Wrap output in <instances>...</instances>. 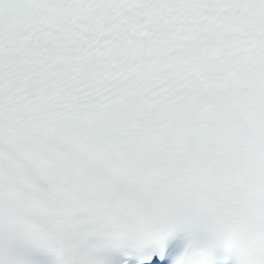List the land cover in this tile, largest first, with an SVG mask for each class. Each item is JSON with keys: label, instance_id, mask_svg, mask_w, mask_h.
Returning <instances> with one entry per match:
<instances>
[{"label": "snow or ice", "instance_id": "snow-or-ice-1", "mask_svg": "<svg viewBox=\"0 0 264 264\" xmlns=\"http://www.w3.org/2000/svg\"><path fill=\"white\" fill-rule=\"evenodd\" d=\"M0 264H264V0H0Z\"/></svg>", "mask_w": 264, "mask_h": 264}]
</instances>
